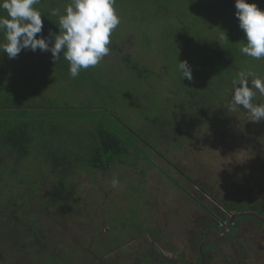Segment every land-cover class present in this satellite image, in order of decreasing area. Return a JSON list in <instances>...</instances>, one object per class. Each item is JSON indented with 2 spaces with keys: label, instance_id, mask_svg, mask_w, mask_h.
I'll return each instance as SVG.
<instances>
[{
  "label": "trees",
  "instance_id": "trees-1",
  "mask_svg": "<svg viewBox=\"0 0 264 264\" xmlns=\"http://www.w3.org/2000/svg\"><path fill=\"white\" fill-rule=\"evenodd\" d=\"M70 2L41 0L36 7L45 12L54 8L62 13ZM249 2L264 9V0ZM115 7L124 18L121 25L142 33L148 52H157L162 60L171 58L175 67L178 59L189 62L194 78L183 81L195 87V91H190L191 98L195 96L208 103L210 93L214 95L210 116L205 118L215 120L216 126L226 119L223 108L227 107L225 98L231 93V80L240 71L264 77V59L254 60L240 52L246 36L235 15V0H116ZM148 15L160 31L156 26L151 29ZM42 19V32L37 36L47 38L52 34V43L59 32L58 17L49 18L42 13ZM0 36L2 39V33ZM154 44L159 51L153 48ZM123 46L114 30L109 54L97 66L81 70L76 78L70 76L68 62L62 56L55 62L50 51L22 50L13 58L20 59L19 64L8 55L0 60V264H34L35 254L46 256L36 260L37 264L64 261L51 254L56 248H51L48 240L46 230L50 228L45 217H50L48 222L70 218L80 201L76 176L91 169L107 172L114 163L126 164L127 155L135 152L152 160L145 150L156 151L120 114H125L123 105L128 107L123 92L149 80L157 62L141 61L134 53L127 54ZM41 53L44 56H36ZM31 55L36 57L30 58ZM115 66L119 70L114 76L111 70ZM123 72L127 77L133 75V84L117 80ZM176 74L161 81L166 85L172 78L177 80L180 76ZM58 91L65 96L71 91L78 95L92 91L98 100L70 105ZM111 101L115 112L106 106ZM138 106L142 109L145 104L139 102ZM157 153L176 170L186 173ZM165 172L190 194L177 178ZM182 176L194 182L188 175ZM239 214L264 222V218L252 212ZM234 218L222 229L233 225ZM201 256L206 259L204 253Z\"/></svg>",
  "mask_w": 264,
  "mask_h": 264
},
{
  "label": "rangeland",
  "instance_id": "rangeland-1",
  "mask_svg": "<svg viewBox=\"0 0 264 264\" xmlns=\"http://www.w3.org/2000/svg\"><path fill=\"white\" fill-rule=\"evenodd\" d=\"M148 19L151 29L159 30L150 15ZM115 31L127 54L157 62L149 80L123 92L128 107L122 106L125 114L118 113L156 152L145 150L152 160L135 152L127 155L126 164L114 163L107 172L91 169L76 176L80 201L70 218L48 222L50 217H45L48 240L56 248L51 254L64 258L57 264H264V222L239 217L246 212L264 217V119L252 122L244 109L232 110L230 93L223 108L226 119L216 126L215 120L205 118L214 95L203 103L191 98L195 87L180 78L163 84L162 78L177 76L173 60L148 52L139 30L120 22ZM153 48L159 51L156 44ZM3 56L7 53H0V60ZM19 60L12 59L15 64ZM118 70L115 66L111 72L115 76ZM124 73L117 80L133 84V75ZM60 95L70 105L98 100L92 91ZM256 100L264 97L257 93ZM139 102L145 104L142 109ZM112 103L106 106L114 111ZM113 178L119 181L115 188ZM233 215L234 224L222 229ZM45 257L35 254L34 264Z\"/></svg>",
  "mask_w": 264,
  "mask_h": 264
},
{
  "label": "clouds",
  "instance_id": "clouds-1",
  "mask_svg": "<svg viewBox=\"0 0 264 264\" xmlns=\"http://www.w3.org/2000/svg\"><path fill=\"white\" fill-rule=\"evenodd\" d=\"M41 0H0V53L10 59L22 50L50 51L55 62L63 57L69 64V73L76 78L81 70L97 66L110 52L111 36L121 22L115 7L116 0H71L61 13L58 9L45 12L36 7ZM239 27L246 36L240 52L254 60L264 59V9L249 0H235ZM42 13L58 17V34L54 42L49 37L37 36L42 32ZM223 39V37H221ZM62 53V55H61ZM176 71L180 79L193 80V68L187 60H179ZM249 81L251 86H249ZM231 108H242L249 121L264 119V101L256 100L257 93L264 97V78L252 71H240L231 80ZM112 187L118 186L116 178Z\"/></svg>",
  "mask_w": 264,
  "mask_h": 264
},
{
  "label": "water",
  "instance_id": "water-1",
  "mask_svg": "<svg viewBox=\"0 0 264 264\" xmlns=\"http://www.w3.org/2000/svg\"><path fill=\"white\" fill-rule=\"evenodd\" d=\"M243 214H244V213H243ZM233 217H236V215H235V216L233 215ZM201 248H203V246H202Z\"/></svg>",
  "mask_w": 264,
  "mask_h": 264
},
{
  "label": "flooded vegetation",
  "instance_id": "flooded-vegetation-1",
  "mask_svg": "<svg viewBox=\"0 0 264 264\" xmlns=\"http://www.w3.org/2000/svg\"><path fill=\"white\" fill-rule=\"evenodd\" d=\"M260 217V216H259ZM262 218H264V217H262Z\"/></svg>",
  "mask_w": 264,
  "mask_h": 264
}]
</instances>
